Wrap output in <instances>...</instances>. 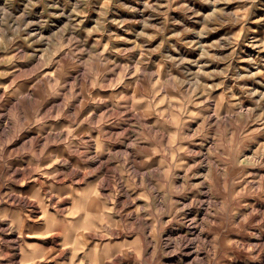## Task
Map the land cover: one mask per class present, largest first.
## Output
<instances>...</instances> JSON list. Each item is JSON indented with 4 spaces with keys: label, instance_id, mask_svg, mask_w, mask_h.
Returning a JSON list of instances; mask_svg holds the SVG:
<instances>
[{
    "label": "rangeland",
    "instance_id": "obj_1",
    "mask_svg": "<svg viewBox=\"0 0 264 264\" xmlns=\"http://www.w3.org/2000/svg\"><path fill=\"white\" fill-rule=\"evenodd\" d=\"M21 254L264 264V0H0V264Z\"/></svg>",
    "mask_w": 264,
    "mask_h": 264
},
{
    "label": "bare ground",
    "instance_id": "obj_2",
    "mask_svg": "<svg viewBox=\"0 0 264 264\" xmlns=\"http://www.w3.org/2000/svg\"><path fill=\"white\" fill-rule=\"evenodd\" d=\"M194 8V7H193ZM15 171V170H14ZM38 183V185H40V186H44L43 185V183H41V181H38L37 182ZM9 196H11V194H9ZM15 197H12V199L15 201V202H24L25 204H27V206L29 207V208H31L30 209V212H31V214H30V216L31 217H34V219H33V222H34V225H42L41 224V222L42 221H44L45 220V227L46 226H48V216H50V215H47V212L46 211H43L42 213H40V208H39V206L35 203V202H32V201H30L28 198H27V196L25 197V196H16V195H14ZM80 221L81 220H79V221H77V223L78 224H80ZM47 222V223H46ZM6 227V226H5ZM7 228V227H6ZM60 230V229H59ZM59 235V234H58ZM14 236V235H13ZM17 237V236H16ZM187 238V237H186ZM185 238V239H186ZM4 239L5 240H7V238L4 236ZM73 239V238H72ZM78 235H75V238H74V241H78ZM14 242H17L16 240L14 241ZM53 245V244H52ZM51 251V250H50ZM27 255V254H26ZM26 255L24 256V254H23V256H22V254L20 255V256H17V257H14L13 259H11L10 261H8V262H3V264H22V262H24V258H27L26 257ZM33 255H35V254H33ZM77 257V254H73V258H76ZM32 260L33 259H36L37 257L36 256H31L30 257ZM24 259V260H23Z\"/></svg>",
    "mask_w": 264,
    "mask_h": 264
}]
</instances>
